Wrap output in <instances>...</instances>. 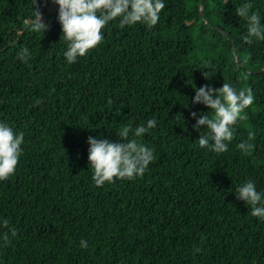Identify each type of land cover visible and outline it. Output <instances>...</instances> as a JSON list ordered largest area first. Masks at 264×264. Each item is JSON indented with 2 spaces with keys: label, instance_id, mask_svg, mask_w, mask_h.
<instances>
[{
  "label": "trees",
  "instance_id": "trees-1",
  "mask_svg": "<svg viewBox=\"0 0 264 264\" xmlns=\"http://www.w3.org/2000/svg\"><path fill=\"white\" fill-rule=\"evenodd\" d=\"M244 2L166 0L153 29L110 22L67 64L58 5L38 0L42 33L27 22L32 0H0V120L24 134L15 173L0 181V216L17 230L0 264H264V221L235 195L249 178L264 189V41L243 42ZM251 3L264 22V0ZM224 82L250 87L254 102L217 154L198 147L191 112L209 109L191 98L194 85ZM148 119L147 171L96 186L88 136L117 140ZM249 131L244 154L236 145Z\"/></svg>",
  "mask_w": 264,
  "mask_h": 264
},
{
  "label": "clouds",
  "instance_id": "clouds-1",
  "mask_svg": "<svg viewBox=\"0 0 264 264\" xmlns=\"http://www.w3.org/2000/svg\"><path fill=\"white\" fill-rule=\"evenodd\" d=\"M48 2L49 0H44L45 5ZM51 3L58 5L56 18L65 44L63 57L67 64H73L99 45L104 37L102 29L110 22L117 21L121 28L139 23L149 30L153 29L160 20L166 0H51ZM32 5L33 10L27 17L29 28L45 33L48 25L38 0H32ZM252 8L251 0H245L235 8L236 14L246 22L242 40L248 45L264 41V22ZM31 55L27 47L16 52L17 58L25 63ZM203 75L206 78L212 76L208 70ZM193 87L195 94L191 98V104H202L209 109L199 114L191 112L195 119L193 128L200 132L198 147L217 154L226 152L234 136V126L238 121L247 119L245 110L254 102L252 89H237L226 82L219 88L210 84ZM156 125L155 119H148L146 123L134 127L126 124L116 133L117 140L88 136V162L94 184L99 187L117 179L131 180L142 176L154 159V149L141 143L139 138ZM253 138L254 134L249 131L248 138L239 141L236 147L242 153L250 154L254 144L249 141ZM23 143V132L15 131L8 122L0 120V181L7 180L15 173L23 153ZM235 195L250 206L252 216L264 221V189L258 190L255 182L249 178L235 187ZM16 235V228L7 218L0 216V247L6 246ZM87 246V240L79 241V247Z\"/></svg>",
  "mask_w": 264,
  "mask_h": 264
},
{
  "label": "water",
  "instance_id": "water-1",
  "mask_svg": "<svg viewBox=\"0 0 264 264\" xmlns=\"http://www.w3.org/2000/svg\"><path fill=\"white\" fill-rule=\"evenodd\" d=\"M200 10H201V15L203 16L204 15V8H203V4L202 3L200 4Z\"/></svg>",
  "mask_w": 264,
  "mask_h": 264
}]
</instances>
